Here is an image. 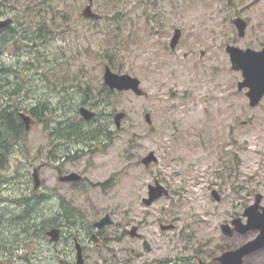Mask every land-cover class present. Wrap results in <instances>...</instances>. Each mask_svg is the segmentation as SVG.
<instances>
[{
  "label": "rangeland",
  "instance_id": "obj_1",
  "mask_svg": "<svg viewBox=\"0 0 264 264\" xmlns=\"http://www.w3.org/2000/svg\"><path fill=\"white\" fill-rule=\"evenodd\" d=\"M89 4L0 0V19L13 20L12 34H6L9 28L0 32V68L14 71L0 76V104L50 109L41 120L26 113L33 124L1 172L0 239H11L2 252L18 254L0 264H76L75 238L84 247L85 264H176L182 258L209 263L254 240L256 231L228 237L221 230L235 219L247 223L245 211L257 194L264 207V100L251 108L246 91H238L242 74L232 69L226 47H264V0H94L97 20L84 16ZM237 17L248 22L244 38ZM41 27L49 38L37 39ZM177 29L182 37L173 51ZM106 66L138 78L146 95L109 94ZM82 107L98 118L86 122ZM120 112L126 117L117 130L114 116ZM70 124L113 136L98 141V154L62 168L63 175L76 172L87 179L78 187L59 182L51 157L64 139L69 151L86 147L88 142L64 132ZM152 152L158 162L147 167L143 160ZM35 168L40 196L62 194L68 211L85 219L68 228L59 247L46 236L51 221L45 199L32 200ZM156 180L170 196L147 207L143 199ZM24 198L29 203H16ZM36 207L37 230L11 236L7 220ZM108 215L113 223L94 243L84 231ZM161 225L175 229L162 231ZM135 228L141 239L130 236ZM244 262L264 264V248Z\"/></svg>",
  "mask_w": 264,
  "mask_h": 264
},
{
  "label": "water",
  "instance_id": "obj_2",
  "mask_svg": "<svg viewBox=\"0 0 264 264\" xmlns=\"http://www.w3.org/2000/svg\"><path fill=\"white\" fill-rule=\"evenodd\" d=\"M88 1L90 4L84 10V16L86 18L98 19L99 16L93 11L94 0ZM12 23V19H0V30L8 28L12 25ZM234 24L238 29L239 36L242 38L245 37L248 23L242 18H237L234 20ZM181 37L182 31L177 29L170 44L172 50L175 51L177 49ZM226 51L230 55L232 69L234 71L242 72L243 80L238 83V90H248L246 96L249 99L250 106L252 108L257 107L264 98V48L261 50H254L251 48L243 50L237 46L228 45L226 47ZM104 81L106 86L111 91H116L119 93L133 92L138 97H143L146 95L144 90L141 88L142 83L138 78H134L130 75L116 74L113 72L110 66H106ZM80 114L86 121H91L97 116V113L85 107L80 109ZM21 117L25 122L26 129L29 131L31 125L33 124L31 116L27 115L26 113H22ZM125 117L126 114L123 112L117 113L115 115L114 121L118 129L121 128L122 120ZM145 120L148 124H153L150 113L145 115ZM157 162L158 159L153 152L143 160V164L147 167ZM34 179L35 189H38L41 184L38 178V171L35 172ZM61 180L67 182H78L82 180V176L78 175L77 173H71L64 178H61ZM169 195V190L165 188L159 181H156L154 185L151 184L149 186L148 198H145L143 202L149 207L159 199L168 197ZM213 196L216 200L220 201V195L217 191H213ZM262 200L263 196L258 194L256 196L255 204L246 209L244 214L248 219L246 224H244L241 219H236L231 225L223 224L221 226L222 232L228 237H232L235 232L246 234L250 231H260V235H258L253 241H250L237 250H231L223 253L221 256L215 259L217 262L220 264H243L244 259L247 256L264 248V207L261 205ZM110 224H112V219L108 215L101 221L97 222L95 227L101 230ZM161 229L163 231L172 230L174 229V225H163L161 226ZM130 234L132 237L140 236L138 229L136 228L132 230ZM48 236H50L54 242H58L61 238V230L54 229L48 232ZM94 240L97 241L95 236ZM144 248L146 250L150 249V244L147 241L144 242ZM76 251V264H85L83 247L78 240H76Z\"/></svg>",
  "mask_w": 264,
  "mask_h": 264
},
{
  "label": "trees",
  "instance_id": "obj_3",
  "mask_svg": "<svg viewBox=\"0 0 264 264\" xmlns=\"http://www.w3.org/2000/svg\"><path fill=\"white\" fill-rule=\"evenodd\" d=\"M42 28L43 27L36 30V33L39 34L38 36H36L37 39L41 40V39L49 38V36L51 35L50 31H47L46 35L42 36ZM9 29H6L1 32H5L9 30L8 32H6V34L7 35L12 34L13 30L11 28ZM13 72H14L13 69L10 68H0V76H5ZM4 84H5V80L4 83L0 85V88ZM107 92L111 94L110 90H107ZM19 93H20L19 90L13 92V95L11 96L12 99L14 100V98L18 96ZM49 110L50 109L47 104H42L40 105L39 108H32L31 110L23 106H20L19 104H16L14 102L12 103V105L0 104V177H2L1 172L3 168H5V166L9 164L11 155L14 153L15 150L14 144L19 142L21 139H23L27 134L26 125L21 117V114L31 112L35 117L41 120L43 116L45 117L47 114L50 113ZM65 124H68V122H66ZM105 131H106L105 129L99 128L95 131L93 130L87 132L81 130L79 125L77 126L74 124H70L67 126V128L64 129V132H67V135L70 136L69 137L70 139H76L77 141H79V143L95 141V140L100 141L101 138L105 139V137L107 138V140H110L109 134L105 133ZM33 210L30 211L29 213L28 211L27 212L25 211L18 217L11 220L10 219L7 220L4 226L9 225L10 227L14 228L13 229L14 231L12 232L11 236H14L15 233H17L18 235L19 234L22 235L20 233L22 231L25 236H31V234L37 230V228L35 227L36 219L34 217L38 216L37 213L39 209L38 207H36L33 208ZM84 220L85 219L83 217H79L76 213H74L71 209H69L68 225H67L68 228L73 227L75 225L79 226L80 223H82ZM2 240H4V238L0 239V249L5 250L3 249L5 247L6 249H8V247L11 245V243H9V241L11 242V239L10 238L5 239V241ZM176 264H199V263H197V261H192V259L182 258L179 259Z\"/></svg>",
  "mask_w": 264,
  "mask_h": 264
},
{
  "label": "flooded vegetation",
  "instance_id": "obj_4",
  "mask_svg": "<svg viewBox=\"0 0 264 264\" xmlns=\"http://www.w3.org/2000/svg\"><path fill=\"white\" fill-rule=\"evenodd\" d=\"M109 137H110V139H112V137H113L112 134H109ZM97 145H98L97 140L89 141L87 143V145H85L86 147H84V148H82L76 152L69 151V142L67 139L62 140L58 145H56L54 148L55 152L53 154H51V157H53L52 158L53 161L57 163L56 164L57 170L60 171V175L58 176L59 182L62 184H65V185H72L73 187H78V185H80V183L86 182L87 179L85 177H83L82 175H81L82 180L80 182L62 181L61 178H64V177H66L72 173V172H70V173H66L64 175L61 174L62 168L64 166H66L67 164H69L70 162L77 161V160L85 157L86 155L98 154V152L101 149H99V147ZM37 171H38V174L40 176V169L35 168L33 171V177H34L35 172H37ZM38 190H40V188ZM38 190L34 189V193L36 196H34V198L32 200H34V199L37 200V198L45 199L46 205L49 208L48 214H49V219L51 221V224H50L51 227H50L49 231L53 230V229H60L61 230L60 241H58L57 243L51 242L54 246L59 247L61 245V243L63 242V240L65 239L66 231L68 230V227H67V225H68V221H67L68 220V209H67V205H66V199H64L62 194H58L57 192H55L56 194L53 192H51V193L44 192L45 193L44 196H40L41 194L38 193L39 192ZM16 203H18L20 205H25V204L29 203V199L24 198V199L16 200ZM90 227L91 228H89L87 231H84V233L88 239L90 238L91 241L98 244L101 241L102 232L106 227L101 229V230L95 229L96 228L95 225H93V226L91 225ZM20 236H22V235H20ZM94 236H95V239L97 241L94 240ZM130 236H131V234H130ZM133 238L138 239L139 237H133ZM139 239H141V238H139ZM0 252H1L0 253V262L2 260L11 259L14 257L15 254H18V252H16V253H14V255H12L11 251H6L3 253L1 249H0ZM216 257L217 256H215L209 263L203 262V260H201V259H199V260H200L201 264H220L219 262H217L215 260ZM59 262L61 264L66 263V261H64V260H59ZM243 264H245V262H243Z\"/></svg>",
  "mask_w": 264,
  "mask_h": 264
}]
</instances>
